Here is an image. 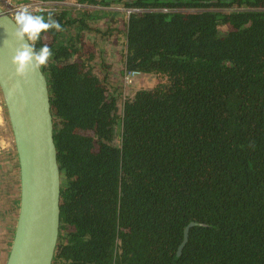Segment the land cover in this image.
<instances>
[{"label": "trees", "instance_id": "trees-1", "mask_svg": "<svg viewBox=\"0 0 264 264\" xmlns=\"http://www.w3.org/2000/svg\"><path fill=\"white\" fill-rule=\"evenodd\" d=\"M44 1L51 264H264V0Z\"/></svg>", "mask_w": 264, "mask_h": 264}, {"label": "water", "instance_id": "water-1", "mask_svg": "<svg viewBox=\"0 0 264 264\" xmlns=\"http://www.w3.org/2000/svg\"><path fill=\"white\" fill-rule=\"evenodd\" d=\"M15 28L0 3V102L19 165L17 217L4 264H51L61 197L54 118L43 66L23 75L15 70L12 57L21 43Z\"/></svg>", "mask_w": 264, "mask_h": 264}, {"label": "rangeland", "instance_id": "rangeland-1", "mask_svg": "<svg viewBox=\"0 0 264 264\" xmlns=\"http://www.w3.org/2000/svg\"><path fill=\"white\" fill-rule=\"evenodd\" d=\"M13 152L11 132L0 102V264H4L11 244L18 209V175Z\"/></svg>", "mask_w": 264, "mask_h": 264}, {"label": "clouds", "instance_id": "clouds-1", "mask_svg": "<svg viewBox=\"0 0 264 264\" xmlns=\"http://www.w3.org/2000/svg\"><path fill=\"white\" fill-rule=\"evenodd\" d=\"M14 23L16 25L14 35L21 43L15 49L12 61L16 66V72L23 75L27 70L37 69L47 63L51 54L49 48L41 46L37 50L34 44L42 30L58 25L54 22H45L41 16L31 14L26 7H21L17 11Z\"/></svg>", "mask_w": 264, "mask_h": 264}, {"label": "built area", "instance_id": "built-area-1", "mask_svg": "<svg viewBox=\"0 0 264 264\" xmlns=\"http://www.w3.org/2000/svg\"><path fill=\"white\" fill-rule=\"evenodd\" d=\"M1 5L4 10H6L11 16L15 17L17 11L21 7H26L31 14L52 12L57 10L65 1H44V0H1ZM59 7H58V6ZM78 7H82V4H75ZM117 10H122L126 15H129L131 12H143L144 8H129V7H117ZM163 10L166 11L165 8ZM53 13V12H52ZM136 71L126 70L123 73V81L127 85L129 84L133 76L136 74Z\"/></svg>", "mask_w": 264, "mask_h": 264}, {"label": "crops", "instance_id": "crops-1", "mask_svg": "<svg viewBox=\"0 0 264 264\" xmlns=\"http://www.w3.org/2000/svg\"><path fill=\"white\" fill-rule=\"evenodd\" d=\"M12 145H13V151H14V164L15 166L17 167V170H16V173L18 175V181H19V165H18V159H17V154H16V146H15V143L14 141L12 140ZM8 226V224H7Z\"/></svg>", "mask_w": 264, "mask_h": 264}]
</instances>
